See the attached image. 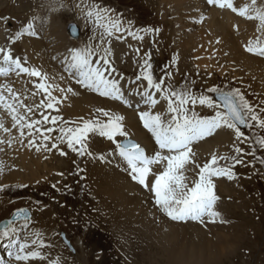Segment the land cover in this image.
<instances>
[{
  "label": "rangeland",
  "instance_id": "obj_1",
  "mask_svg": "<svg viewBox=\"0 0 264 264\" xmlns=\"http://www.w3.org/2000/svg\"><path fill=\"white\" fill-rule=\"evenodd\" d=\"M259 1H262V4L258 5ZM80 2L81 0H55V2L53 0H0V23L10 25L14 21L25 24L29 20L32 21L29 18L30 15H37V18L41 19L36 18L35 20L40 21L43 29L47 30L49 21H54L55 24L59 23L62 28L64 26V32L59 28H57V32L59 33L61 30V32L67 33L69 40H73L77 44L80 41L85 46L88 43L95 46L98 40L92 39L90 31L92 25L86 24L80 10L75 7ZM94 2L112 10L114 15L122 19L125 29L134 33L135 37H142L134 38L133 35L128 34V31H123L122 35L114 33L112 37L106 38L104 45L107 47L104 46V48H108L107 56L112 59L108 60L117 71L136 79L140 72V65L147 58L145 54L150 52V62L153 65L154 74L159 78L164 75L165 71L171 73V82L177 88L189 87L196 94L213 86L227 89L239 88L257 111L264 107V88L260 87L258 82H253L250 78L245 79L241 75L235 76L228 70L223 75H218L215 72L209 74L200 69L194 71L191 70L192 67L188 70L185 63L182 64L181 58L173 60L176 57V49L170 32L173 19L170 10H165L166 15L164 18L162 17V0H94ZM263 2L264 0H256L257 7L262 6ZM11 12H14V16ZM69 24H71L70 27L77 26V30L79 29L78 35L73 36L72 27L69 28V34L73 38L67 31ZM43 29H41L42 34H44ZM118 36L121 38L117 39ZM56 37L58 43H61L59 36ZM67 54L66 52L61 53L59 59H63ZM165 83L167 84L168 81L165 80ZM15 92L18 93L25 105L33 106L40 102L37 95L26 99L19 90H15ZM211 95L214 98V94ZM196 108L199 109L196 111L201 115L212 114V110L206 111V107L197 105ZM53 114L57 115V113ZM29 115L32 118L40 119L38 111ZM96 115L94 114L93 117ZM261 115L264 117V113ZM242 131L250 137L253 134L264 135V130L257 129L255 126L252 129L243 127ZM56 135H58L57 132L52 133L53 138ZM94 137L92 135L91 139ZM25 139L27 142V138ZM109 143L114 145L110 141ZM228 145L226 149L223 147L220 154L216 152V155L231 157L236 155L235 147L244 150V154H242L244 164L236 165L233 168L235 177L231 179L235 186L239 187L240 194H238L239 196L235 194L232 200L233 194H221L215 188L218 199L214 205V211H220L215 219L220 220L221 218L222 221H216L221 223V226L217 228L210 226L211 229L206 232L205 237H202L207 241L200 243L206 247L205 249H215L221 244L222 240L219 238L221 235H225L227 232L232 235H234L232 232L241 234L238 240L233 243L232 249L229 248L230 251L225 253L226 256L209 264H264V165L260 164L254 156L246 154L253 151L249 141H237L233 135V139ZM49 147H51L50 143ZM30 150H35V148L32 147ZM60 151L66 152L67 155H61ZM89 151L92 156L86 155L78 158L76 153L67 148L66 143L59 144L58 148L51 149V151L42 150L40 151L41 159L43 162H48L49 165L48 171L41 173L46 175V178L43 177L39 181L30 183L7 184L0 191V199L6 201L5 207L9 211L8 213L19 205H26L33 214L35 213L28 230L21 232L22 237L39 231L43 240L49 245L41 250L45 259L23 263L49 264L51 260L58 257L60 264H83V262H85L84 264H145L147 258L151 261L157 260V263L153 264H167L159 254L155 252L153 255L148 254L153 246L148 243L147 238H142V233L145 232L144 226L133 222L128 218L129 216L126 217L127 215L117 204L118 199L110 198L108 194L100 191L98 182L89 174V165L94 164V167H97L93 156L94 152L90 146ZM255 154L264 156V149L256 145ZM212 155L213 153L207 157L206 154V159L201 157L195 160L202 166L203 163L211 159ZM229 163L231 162L229 161ZM220 164L223 166L225 161L221 160ZM198 171V168L189 165L185 175L191 182L192 178L190 179L189 175L194 177L193 180L197 179V175L194 174ZM212 179L213 181L219 179L221 182L224 180L223 182H227L228 189L231 186L230 179L227 177H213ZM214 184L216 183L214 182ZM237 197L242 198L238 199ZM46 210L50 211L49 216L45 214ZM206 223L199 224L198 229L205 232ZM61 232L65 233L73 250L64 242ZM190 234L191 238H195L194 240L197 241L195 236L199 234L194 231H190ZM161 235L159 237L164 238Z\"/></svg>",
  "mask_w": 264,
  "mask_h": 264
},
{
  "label": "snow or ice",
  "instance_id": "obj_2",
  "mask_svg": "<svg viewBox=\"0 0 264 264\" xmlns=\"http://www.w3.org/2000/svg\"><path fill=\"white\" fill-rule=\"evenodd\" d=\"M207 4L229 8L247 19L258 20L260 26L264 28V6L257 7L256 0H251V5L246 4L239 9L234 7L233 0H207ZM75 7L80 10L86 24L92 25L90 29L92 39H97L98 43L95 46L88 43L81 48L69 49L62 61L64 71L81 87L132 107V102L121 90L119 80L110 78L115 68L107 59V48H102V45L106 38L121 31H128V34L133 35L134 38L142 37H135L134 33L123 27V21L119 16L114 15L112 10L95 3L94 0H81ZM33 29L34 22L29 21L16 32L15 37L10 38V42L15 43L16 38L25 33L34 34ZM120 38L117 37V39ZM245 50L264 56V45L258 42L254 44L250 40L245 45ZM145 55L147 58L140 65L136 81H146L147 87L140 91L142 85L138 86L129 95L135 94L140 98L136 103L137 109H140L142 104L147 106V110L139 111L138 115L143 127L151 134L155 145L158 146V150H154L153 154H146L144 147L128 138L122 123L124 118L119 114L97 109L96 116L91 119L81 118L79 122L66 121L63 117L53 114L60 111L58 105L62 103V99L53 95V91L66 93L71 92L72 89L59 88V85L49 83L50 78L47 73H43L35 66H26V58L22 62L21 57L14 55L11 47H0V76L14 73L18 77L21 75L34 77L36 81H33V86L37 91L33 95L42 93L44 98L39 104L28 106L10 86L2 85L0 86V108L7 110L11 116L12 128L18 130L21 141L27 138L28 147H34L38 152L51 151L58 148L59 144L66 143L67 148L78 156H92L89 151L92 134L106 138L115 145V154H118L125 163L130 178L154 195L155 204L169 218L172 220L191 218L203 222L202 218L207 216L213 218L214 222V218L219 213L214 211L218 197L215 194L212 178L233 179L235 177L233 168L244 164L242 155L244 150L235 147L236 155L231 157L213 154L211 159L201 166L196 163L192 145L195 141L211 136L217 129L228 128L234 131L237 141L250 142L253 151L246 154L254 156L260 164L264 165V156L255 154L256 145L264 149V135L247 136L241 127L252 129L255 126L257 129L264 130V117L261 115L264 113V107L257 111L239 88L227 89L213 86L196 94L189 87L174 86L171 82V73L167 71L157 80L150 62V52ZM120 79L123 77L121 76ZM165 80L168 81L167 84ZM5 90L8 93L7 96ZM157 93L160 100L167 101L164 113L152 111L160 102L156 98ZM211 94L215 95V99ZM64 98L66 99V95ZM197 105L211 109L212 114L201 115L196 111ZM21 109L25 111L22 113ZM36 111L39 112L40 119L29 115ZM46 125L50 126L46 127ZM0 130L11 134V129L5 127L2 120H0ZM54 132L58 133L55 138L52 136ZM117 137H124V140H118ZM5 142L3 138H0V144ZM7 143L11 146L12 139H9ZM0 151L3 149L0 148ZM60 154L67 155L64 151H60ZM100 158L105 159L103 156ZM221 160L225 161L223 166L220 164ZM189 165L199 169L196 174L198 178L191 182L185 175ZM153 166L162 170L154 171ZM3 170V162L0 161V172ZM3 188L4 186H0V191ZM30 223L29 212L21 208L16 209L13 217L0 227V241H7L4 247L9 261L28 262L46 258L41 250L49 245L43 240L39 231L31 233L30 236H21V232L28 230ZM0 264H5L3 257H0ZM49 264H60V260L57 257Z\"/></svg>",
  "mask_w": 264,
  "mask_h": 264
},
{
  "label": "bare ground",
  "instance_id": "obj_3",
  "mask_svg": "<svg viewBox=\"0 0 264 264\" xmlns=\"http://www.w3.org/2000/svg\"><path fill=\"white\" fill-rule=\"evenodd\" d=\"M261 2L259 1L258 5ZM246 4L251 5V0H233V5L237 9L242 8ZM262 6H264V2ZM165 10H170L169 12L173 19L170 32L172 41L174 42V48L176 49L175 60L181 58L182 64L184 62L188 70L192 67L191 70H205L209 74L215 72L218 75H223L228 70L235 76L241 75L245 79L250 78L253 82H258L260 87L264 88V56L249 53L245 50V45L250 40L254 44L258 42L264 45V28L260 26L258 20L247 19L245 16H241L229 8L208 5L207 0H162L161 13L163 18L166 15ZM11 13L14 16V12ZM37 17V15L29 16L32 21L34 20L33 37L25 33L17 38L18 41H15V43H11L10 38L15 37L16 32L22 29V24L24 23L14 22L13 20L10 25L0 23V47H11L14 55L21 57L22 62L26 58V66H35L43 73H47L50 78L49 83L59 85V88L67 89L70 87L72 89L71 92L66 93H61L58 90L53 91V95L62 99V103L58 105L60 111L57 115L63 117L66 121L79 122L81 118H93V115L97 114V109H105L113 114L123 116L122 123L128 133V138L135 140L141 146L145 147L147 154H153L154 150H158V146L155 145L151 134L143 127L138 115L139 111L147 110V106L142 104L140 109H137L136 103L139 102L140 98L135 94L129 95L133 89L141 85L142 87L139 90L143 91V88L147 87V82L144 80L135 81V77L130 78L116 69L112 73V77L110 78L119 80L121 90L124 92L125 97L132 102V107L126 106L119 100L101 96L90 89L81 87L64 71V65L62 64L64 58L60 60L59 57L61 53H68L69 49L81 48L85 44H81L80 41L77 44L73 40H69L66 35L67 33H63L64 26L62 28L57 22L55 24L54 21H49L48 29H43L40 21L35 20ZM37 19L41 18L39 17ZM49 19L51 20V17ZM70 25L67 27L68 34ZM57 28L63 32L60 30L58 33ZM38 29L40 32L41 29L44 31V34L41 32L40 38L35 37ZM122 34L123 31L115 33V35ZM56 36H59L61 43H58ZM69 36L73 38L70 34ZM104 46L106 45H102V48ZM108 52L107 54H109ZM107 59L112 60L110 56H107ZM121 76L123 79H120ZM61 77L64 78L61 79ZM155 77L157 80L159 79L156 75ZM33 81H36V78H30L27 75L18 77L14 73H10L0 79V86L8 85L14 93H16L15 90H19L21 95L29 99L37 91L33 86ZM130 81H135V83H130ZM5 95H8L6 90ZM65 95L66 99L64 98ZM37 96L38 100L39 98L40 100L44 98L42 93H38ZM156 98L160 102L152 111L166 112L167 101L160 100L159 93H157ZM197 110L199 111V109ZM209 110L211 109L206 108V111ZM20 111L23 113L24 109ZM0 120L3 121L5 127L11 129V134L0 130V138L6 141L4 144H0V148L3 149V151H0V161L3 162L4 169L3 172H0V186L15 182L30 183L39 181L43 177L46 178V175H42L41 173L48 171V162L42 161L40 151L30 150L26 139L21 141L18 136V130L12 128L11 116L3 108H0ZM92 135L95 137L90 139L89 146L92 152H94L93 156L97 167H94V164L89 165V174L98 182L100 191L108 194L110 198L118 199L117 204L123 210V213L127 215L126 217L129 216L128 218L130 220L144 226L145 232L142 233V238H147L148 243L153 246L149 250V255H153V252H155L161 258L163 257L164 259H162L167 264H209L220 259L222 256H226L225 253L230 251L229 248L232 249L233 243L238 240L241 234L232 232L234 234L232 235L227 232V234L221 235V237L218 236L222 241L215 249H205L206 247L201 245L200 242L207 240L202 237H205L206 232L211 229L210 226L214 228L220 227L221 223L218 222L222 221L221 218L220 220L214 218V222L213 218L209 217H203V222L191 218L186 220H172L155 204L154 195L130 178L125 163L118 154H115V145H110L106 138L100 137L98 134ZM233 135H235L233 130L221 128L217 129L211 136L205 137L203 140L195 141L192 145L195 159L205 158L206 154L207 157L209 154H216V152L220 154L223 147L226 149L229 146L228 144L231 143ZM9 139H12L11 146L7 143ZM117 139L122 141L124 137H117ZM101 156L105 157V159H101ZM153 169L154 171L162 170L157 168V166H153ZM189 176L193 180L194 177H191V174ZM150 179H152L151 176ZM223 181L221 182L219 179L213 181L216 183L215 188L218 192L220 191L221 194H233L232 200L235 194L239 196V187L237 188L235 186V183L232 182L233 180L230 179L231 186L229 189L227 188V182ZM217 191H215V194ZM5 204L6 201L0 199V220L7 217L14 209L8 213L9 211L6 209ZM45 214H50V211L46 210ZM203 223L207 224L205 225V232L198 229ZM190 231L199 234L195 236L199 242L195 241L194 237V239L191 238ZM160 234L165 239L160 238ZM21 236L23 235L21 234ZM5 243L7 241H0V257H3L4 261L7 262L9 258L7 257V250L4 247ZM153 263H157V260L151 261L148 258L145 259V264ZM8 264L24 263L11 260Z\"/></svg>",
  "mask_w": 264,
  "mask_h": 264
},
{
  "label": "water",
  "instance_id": "obj_4",
  "mask_svg": "<svg viewBox=\"0 0 264 264\" xmlns=\"http://www.w3.org/2000/svg\"><path fill=\"white\" fill-rule=\"evenodd\" d=\"M72 27V33H73V36H77L78 35V30H77V27H75V26H71ZM70 27V28H71ZM242 128H243V126H241ZM133 141H135V140H133ZM136 142V141H135ZM25 209V210H27L28 212H29V215H30V221L33 219V213H32V211H31V209L28 207V206H26V205H20L19 207H16V208H14L13 210H12V212L7 216V217H5V218H2L1 220H0V227H2L3 226V224H4V222L5 221H7L8 219H11L12 217H13V213L15 212V210L16 209ZM61 237H62V239L64 240V242L70 247V249L71 250H73V247L70 245V242H69V240L66 238V236H65V233L64 232H61Z\"/></svg>",
  "mask_w": 264,
  "mask_h": 264
}]
</instances>
